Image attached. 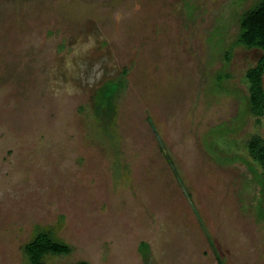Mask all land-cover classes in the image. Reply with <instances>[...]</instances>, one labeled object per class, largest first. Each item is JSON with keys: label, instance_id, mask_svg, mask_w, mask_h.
Instances as JSON below:
<instances>
[{"label": "rangeland", "instance_id": "1", "mask_svg": "<svg viewBox=\"0 0 264 264\" xmlns=\"http://www.w3.org/2000/svg\"><path fill=\"white\" fill-rule=\"evenodd\" d=\"M258 1L0 0V264L38 231L46 264H264Z\"/></svg>", "mask_w": 264, "mask_h": 264}, {"label": "trees", "instance_id": "2", "mask_svg": "<svg viewBox=\"0 0 264 264\" xmlns=\"http://www.w3.org/2000/svg\"><path fill=\"white\" fill-rule=\"evenodd\" d=\"M238 43L247 50H257L260 56L254 66L245 73V80L248 86V109L255 117L264 119V0H259L256 5L246 12L240 20V35ZM122 85V77L107 82L99 88L93 100L94 112L101 105L110 107V103L116 89ZM99 109V108H98ZM249 155L262 169L264 181V142L253 137L247 143ZM70 248L65 243L56 240L48 232L38 231L23 248L24 259L27 264H46L47 258L51 256H62L70 253ZM76 264H87L78 262ZM219 264H224L221 260Z\"/></svg>", "mask_w": 264, "mask_h": 264}]
</instances>
